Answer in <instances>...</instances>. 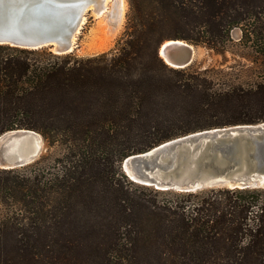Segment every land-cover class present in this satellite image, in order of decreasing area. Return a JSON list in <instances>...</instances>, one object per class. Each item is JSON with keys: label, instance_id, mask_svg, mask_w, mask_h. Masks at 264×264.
<instances>
[{"label": "trees", "instance_id": "trees-1", "mask_svg": "<svg viewBox=\"0 0 264 264\" xmlns=\"http://www.w3.org/2000/svg\"><path fill=\"white\" fill-rule=\"evenodd\" d=\"M168 40L239 47L253 65L172 68L158 55ZM263 123L264 0H129L116 48L89 57L0 44V136L31 130L60 151L0 168V264H264V188L137 195L121 168L179 137Z\"/></svg>", "mask_w": 264, "mask_h": 264}, {"label": "water", "instance_id": "water-1", "mask_svg": "<svg viewBox=\"0 0 264 264\" xmlns=\"http://www.w3.org/2000/svg\"><path fill=\"white\" fill-rule=\"evenodd\" d=\"M100 3L104 6L105 0H0V44L47 48L60 56L75 53L80 49L83 19L97 12ZM199 47L168 40L158 55L168 66L183 69L193 65ZM42 139L31 130L1 135L0 168L12 170L35 162ZM17 142L24 156L14 154ZM126 167L135 172V178ZM122 169L134 182L160 191L264 188V123L179 137L127 157Z\"/></svg>", "mask_w": 264, "mask_h": 264}, {"label": "rangeland", "instance_id": "rangeland-1", "mask_svg": "<svg viewBox=\"0 0 264 264\" xmlns=\"http://www.w3.org/2000/svg\"><path fill=\"white\" fill-rule=\"evenodd\" d=\"M122 9L124 10L123 12ZM128 11L129 0H109L104 12L97 11L88 14L83 30L78 36L80 49L75 54L80 57H89L115 49L125 32ZM232 37L235 42H238L242 37V31L240 29L234 30ZM245 54H247V51L239 47L232 50L229 49L225 54H218L200 46L192 66L200 67L202 70L210 68L237 73L240 69L247 70L248 67L253 65L251 61L241 56ZM40 147L41 151L37 160L46 155L50 156V161H52L60 152L58 148L49 150L44 139L40 142ZM123 173L127 176L124 171ZM129 174L131 175V173ZM127 178L134 183L131 186V190L137 195H143L144 190L142 187L144 185L134 182L129 176Z\"/></svg>", "mask_w": 264, "mask_h": 264}, {"label": "bare ground", "instance_id": "bare-ground-1", "mask_svg": "<svg viewBox=\"0 0 264 264\" xmlns=\"http://www.w3.org/2000/svg\"><path fill=\"white\" fill-rule=\"evenodd\" d=\"M108 1L109 0H105V4H104V6L103 5H101V3H100V5H99V9L97 10V11H103L104 12V10L107 8V3H108ZM124 9V8H123ZM122 9V12L124 11ZM111 10V9H110ZM85 23V18L83 19V24ZM118 23V22H117ZM106 43V42H105ZM34 147V146H33ZM37 148H39V146L37 145L36 146ZM36 148V149H37ZM14 154L15 155H18V156H24L23 154V149L21 150V142H17V143H15V146H14ZM34 151V150H33ZM29 153V152H28ZM126 171H127V174L128 175H130L129 173H131V175H130V177H132V178H135V175H134V171L131 169V168H129V167H126Z\"/></svg>", "mask_w": 264, "mask_h": 264}]
</instances>
